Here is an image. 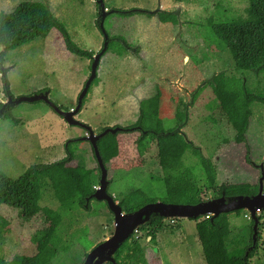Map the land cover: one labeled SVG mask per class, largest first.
<instances>
[{
	"label": "rangeland",
	"instance_id": "374dc122",
	"mask_svg": "<svg viewBox=\"0 0 264 264\" xmlns=\"http://www.w3.org/2000/svg\"><path fill=\"white\" fill-rule=\"evenodd\" d=\"M23 1L26 0H0V12H11ZM31 1L48 6L82 51L96 56L103 49L105 38L97 22L96 0ZM104 1L107 10L142 12L106 18L105 29L116 40L100 60L97 79L76 118L96 134L105 127L132 128L139 119L141 102L160 90L164 97L160 112L164 129H174L177 120L185 122L181 131L216 169V188L225 183H259V166L264 165V72L237 69L226 45L208 25L216 7H229L244 15L248 1ZM122 46L126 47L125 54L114 53ZM2 51L0 47V102L8 101L7 88L16 99L49 91L50 99L59 107L76 108L91 75L92 59L71 53L57 29L46 39L18 47L3 57ZM244 90L258 100L253 102ZM11 116L18 123L0 119V169L6 175L16 179L33 164L61 160L68 155L67 142L81 140L72 144V150H77L76 159H85L96 169L93 180L99 182L98 163L90 143L84 140L88 135L85 129L69 126L43 101L16 104L11 107ZM245 129L251 163L246 160L244 145L235 141L237 133ZM140 132L138 129L119 133V154L107 168L110 191L117 203L131 189L146 193L138 205L123 208L124 213L166 200L163 183L153 178L161 174L156 147L145 156L139 155L135 142ZM185 162L196 164L194 159ZM214 191L206 193L207 200L214 198ZM41 206L58 208L50 188L45 189ZM91 207L90 212L66 216V227L60 236L67 244L53 264H84L87 255L113 234L114 215L107 203L95 199ZM0 214L11 228L0 238V258L9 264L17 255H33L32 235L47 227L44 218L39 215L25 222L18 210L8 206H0ZM248 215L245 210L239 217L230 215L235 234L250 235ZM196 223L193 219H165L157 244L139 229L134 239L142 246L149 264H206ZM262 223L263 220L260 226ZM261 235L258 254L250 264H264L263 228Z\"/></svg>",
	"mask_w": 264,
	"mask_h": 264
},
{
	"label": "trees",
	"instance_id": "16d2710c",
	"mask_svg": "<svg viewBox=\"0 0 264 264\" xmlns=\"http://www.w3.org/2000/svg\"><path fill=\"white\" fill-rule=\"evenodd\" d=\"M175 1L192 4L196 0ZM247 1L248 6L244 9V15L239 11L234 12L229 7H216L208 19V25L217 38L226 45L237 69L249 70L258 74L264 72V0ZM96 6L98 7L97 3ZM113 14L122 13L110 15ZM54 29L62 34L67 49L71 53L93 58L94 55L91 52L82 51L73 42L65 24L54 15L48 6L31 0L21 2L11 12H0L2 57L5 53L35 40L46 39ZM114 40L116 39L110 37L108 48L101 59L109 51L110 43ZM126 52L124 46L114 51L119 56ZM96 79L92 81L82 107ZM197 93L199 94V91ZM196 94L195 97L198 96ZM244 95L251 98L253 102L258 100L255 95L246 93V90H244ZM163 98V93L158 90L155 95L142 101L139 119L132 128L140 127V136L135 142L139 155L145 156L151 152L153 147H156V158L161 174L153 178L162 182L165 187V203L195 205L207 201L206 193L211 190H215L214 198L221 197L223 194L225 196L256 195L259 188L258 183H225L216 188V169L212 162L203 155L201 149L196 147L181 131L185 122L177 120L178 123L174 129H164V121L160 117ZM2 107L3 103L0 102V109ZM2 118L13 119L18 123L11 116V108L0 116V119ZM105 129L106 127L101 132ZM118 135L119 133H108L97 142L106 168L110 161L119 154ZM235 141L237 144L244 145L246 160L251 163V147L247 140V129L237 133ZM75 142L80 143L81 140L67 142L68 155L65 158L54 163L33 164L16 179L9 177L0 169V206L18 210L25 222H31L41 215L47 223L46 228L32 235L35 253L31 256L17 255L9 264H53L59 252L67 244L60 236V231L64 229V226L66 227L64 223L66 216L92 210L91 203L95 200L92 195L96 192L95 187H99L101 170L98 165L99 182L94 181L93 176L96 169L88 165L85 159H76L77 150H72L71 147ZM91 150L94 154L92 145ZM186 159H194L196 164H187ZM74 162L76 163L73 164ZM108 181V193L113 196L110 191L111 180L108 179ZM47 188L52 190L53 197L59 204L57 209L41 206L43 194ZM145 196L144 191L131 189L119 204L122 208L134 207L142 202ZM149 202H154V200L150 199ZM243 211L220 214L218 217L193 219L197 221L196 234L201 243L202 256L206 264H250V261L258 254L261 231L262 228L264 229V215L259 217L263 223L258 231L256 246L250 250L253 246L254 221L251 219L249 236L235 234L230 222L231 214L239 217ZM164 220L162 217H154L138 229L146 231L151 237V242L157 244V236L163 228ZM10 230V222L0 214V238ZM114 259L115 264H149L142 246L134 239V234L118 249ZM0 264L7 263L0 258Z\"/></svg>",
	"mask_w": 264,
	"mask_h": 264
},
{
	"label": "water",
	"instance_id": "95a60500",
	"mask_svg": "<svg viewBox=\"0 0 264 264\" xmlns=\"http://www.w3.org/2000/svg\"><path fill=\"white\" fill-rule=\"evenodd\" d=\"M98 5V19L100 30L104 35L105 43L103 49L92 58L91 75L86 82L83 91L80 93L77 101V106L73 110L61 109L56 103L50 99V92L45 91L33 96H23L19 98L13 97L9 89L7 88L8 101L3 103V107L0 109V116H3L10 110L11 107L22 102L35 103L43 101L48 104L69 126H78L85 129L88 135L84 140L88 141L94 150V154L98 165L101 170V177L99 187L96 192L92 195V198L98 201H104L107 203L110 211L114 215V227L113 234L110 238H107L104 242L99 244L95 249L90 252L84 264H107L116 263L114 259L115 253L123 245L125 241L129 239L131 235L138 230L140 226L146 225L154 217H162L164 219H196L199 217H218L220 214H226L235 212L238 210H245L251 215V219L254 221L253 226V246L252 250L257 243V235L261 220L259 219L261 214H264V165L261 164V177L259 179L258 193L253 196L237 195V196H225L224 194L219 198H212L207 201L200 202L195 205L191 204H173L165 202L148 203L141 206L135 211H129L124 213L123 208L119 203L115 201V198L108 193V170L103 162L101 154L98 149V140L108 133L116 134L123 131H136L140 130V127L134 128H106L103 132L96 134L94 130L87 124L79 121L76 116L81 111L83 100L86 97L88 90L92 84V81L97 77L98 66L102 55L108 48L110 37L104 27L105 19L112 13L130 14L134 12H142L141 10H126L119 11L117 9L107 10L104 0H96ZM159 11V10H158ZM146 13H154L145 11ZM2 76L6 80V71L3 69ZM7 84V82H6ZM8 86V85H7Z\"/></svg>",
	"mask_w": 264,
	"mask_h": 264
},
{
	"label": "built area",
	"instance_id": "2783aa9c",
	"mask_svg": "<svg viewBox=\"0 0 264 264\" xmlns=\"http://www.w3.org/2000/svg\"><path fill=\"white\" fill-rule=\"evenodd\" d=\"M97 188H98V186H97V187H95V189H97ZM249 217L251 218V215H248V218H249Z\"/></svg>",
	"mask_w": 264,
	"mask_h": 264
},
{
	"label": "clouds",
	"instance_id": "9594fccd",
	"mask_svg": "<svg viewBox=\"0 0 264 264\" xmlns=\"http://www.w3.org/2000/svg\"><path fill=\"white\" fill-rule=\"evenodd\" d=\"M97 189H98V188H97ZM97 189H96V190H97Z\"/></svg>",
	"mask_w": 264,
	"mask_h": 264
},
{
	"label": "flooded vegetation",
	"instance_id": "af4514ba",
	"mask_svg": "<svg viewBox=\"0 0 264 264\" xmlns=\"http://www.w3.org/2000/svg\"><path fill=\"white\" fill-rule=\"evenodd\" d=\"M140 131V130H139ZM255 165V164H254Z\"/></svg>",
	"mask_w": 264,
	"mask_h": 264
}]
</instances>
